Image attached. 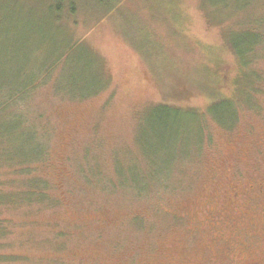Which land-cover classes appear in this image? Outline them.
<instances>
[{"label": "rangeland", "instance_id": "obj_1", "mask_svg": "<svg viewBox=\"0 0 264 264\" xmlns=\"http://www.w3.org/2000/svg\"><path fill=\"white\" fill-rule=\"evenodd\" d=\"M149 1L129 0V11L96 22L50 17L51 0H0V105L11 89L2 85L60 53V88L85 97L101 86L98 75L107 82L85 100L51 86L32 96L21 90L19 101L32 99L31 118H41L40 136L47 135L50 166L40 174L54 188V208L13 205L8 150L21 142L7 138L0 108V264H244L238 243L250 230L264 242L262 212L249 211L257 224L250 229L237 211L221 208L220 193L264 174V77L259 93L236 96L241 65L232 49L259 35L261 23L264 30V0L240 14L199 0ZM70 42L78 46L68 52ZM259 55L253 64L264 74ZM231 102L235 123L220 126L211 115ZM161 105L195 119L205 114L207 137L153 178L144 144L154 143L148 122Z\"/></svg>", "mask_w": 264, "mask_h": 264}, {"label": "trees", "instance_id": "obj_2", "mask_svg": "<svg viewBox=\"0 0 264 264\" xmlns=\"http://www.w3.org/2000/svg\"><path fill=\"white\" fill-rule=\"evenodd\" d=\"M129 0H51L50 17L59 20L63 16L66 18H78L83 14L85 18L96 19V22L102 21L105 18L111 17L114 12L129 11ZM147 3L151 1L146 0ZM203 4L211 3L214 8L222 9L230 14L231 10L236 11V14L245 13L246 9L252 4V0H199ZM125 5V6H124ZM234 6L235 9L231 7ZM234 15V14H233ZM261 25H258L259 35L251 36L248 41H237L236 45L232 46L234 54L238 58L240 69V78L237 83V94L239 97H247L253 93H259V87H256L257 80H262L264 74L256 71L253 62H256L259 54L264 53V30H260ZM255 27V26H254ZM250 39V42H249ZM70 42L67 45L68 52L74 50L77 43L72 44ZM83 43V42H82ZM81 43V44H82ZM247 43V44H246ZM80 44V43H79ZM259 49V50H258ZM67 54V53H66ZM65 54V55H66ZM63 53L49 58L48 64H44L41 70L34 74H27L26 71H22L16 78V81H7L3 86L5 92L10 89L9 95H6L4 103L0 105V108L4 105L6 131L7 138L13 137L14 140L21 142L17 150L9 151V165L12 187L13 205L19 206L22 203H27L30 206L41 207L44 203H47L49 207L54 208L58 205V199H53L54 188L50 185L49 181L42 177L40 171L43 168H49V146L42 140L47 135L40 136L39 125L41 118H31L32 111L31 100L26 103L19 101V95L21 90L23 93H31V96L36 93L40 87L50 88L56 94L60 95L62 92L67 95L70 100H85L92 95H96L97 92L103 91L107 87V82L103 80L102 75H98V82L101 85L95 92H91L85 97H80L74 93L66 91L64 88H60L57 84V69L63 61ZM54 58V59H52ZM91 60L96 64L95 57L91 55ZM256 60V61H253ZM26 82H22L21 78H27ZM15 85V86H14ZM97 85V87L99 86ZM248 105H251L247 102ZM158 107V106H157ZM163 108V109H161ZM161 108H154L150 112L152 117L148 124V135L154 139V143H145L144 146L149 151V159L154 160L157 169L151 176L155 178L156 175L161 176L166 173L167 168L181 160L187 158L189 153L194 148H202L205 142L206 129L203 123H205V114L202 117L198 116L197 119L191 118L193 111H185L183 115H179L180 110L172 111L171 108L161 105ZM215 114H210L220 126L231 128L235 123L237 112L234 110V103H226L224 107H221ZM184 112V111H183ZM188 114H191L190 116ZM44 133H48L46 126L42 129ZM187 130V141L180 134L181 131ZM182 132V133H183ZM207 137V136H206ZM208 140V139H207ZM191 145H189V144ZM23 144V145H22ZM183 150V155L179 153ZM177 154V155H176ZM159 163V166L157 163ZM161 164V167H160ZM167 167V168H166ZM153 168V164H152ZM48 170V169H47ZM49 171V170H48ZM168 174V173H167ZM141 177V176H140ZM150 178V176H148ZM133 182L137 183L141 187L143 181L139 179V176H133Z\"/></svg>", "mask_w": 264, "mask_h": 264}, {"label": "flooded vegetation", "instance_id": "obj_3", "mask_svg": "<svg viewBox=\"0 0 264 264\" xmlns=\"http://www.w3.org/2000/svg\"><path fill=\"white\" fill-rule=\"evenodd\" d=\"M172 167L171 165L167 169L171 170ZM220 193L224 198L221 208L224 209L229 206L237 211L235 215L240 222L246 223L251 229L252 225H257L256 223L252 224L253 218L251 216L260 210L263 216L256 221L264 224V174H258L252 181L246 183H229L220 190ZM249 211L254 212L251 215ZM256 238L257 233L250 230L245 241L238 243L239 247L235 252L240 262L244 264H260L261 262L264 264V242L258 244L253 241Z\"/></svg>", "mask_w": 264, "mask_h": 264}]
</instances>
